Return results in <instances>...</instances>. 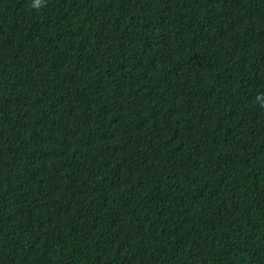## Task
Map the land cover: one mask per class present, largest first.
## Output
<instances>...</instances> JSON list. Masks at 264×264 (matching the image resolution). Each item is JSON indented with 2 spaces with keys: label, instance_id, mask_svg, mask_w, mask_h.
I'll use <instances>...</instances> for the list:
<instances>
[{
  "label": "trees",
  "instance_id": "obj_1",
  "mask_svg": "<svg viewBox=\"0 0 264 264\" xmlns=\"http://www.w3.org/2000/svg\"><path fill=\"white\" fill-rule=\"evenodd\" d=\"M0 264H264V0H0Z\"/></svg>",
  "mask_w": 264,
  "mask_h": 264
},
{
  "label": "clouds",
  "instance_id": "obj_2",
  "mask_svg": "<svg viewBox=\"0 0 264 264\" xmlns=\"http://www.w3.org/2000/svg\"><path fill=\"white\" fill-rule=\"evenodd\" d=\"M36 3L38 4L39 3V0H36ZM35 6V5H34Z\"/></svg>",
  "mask_w": 264,
  "mask_h": 264
}]
</instances>
